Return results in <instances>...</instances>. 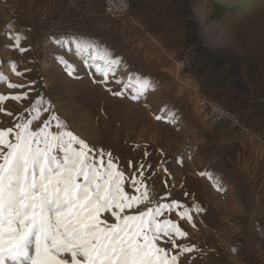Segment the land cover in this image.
<instances>
[{
  "label": "rangeland",
  "instance_id": "rangeland-1",
  "mask_svg": "<svg viewBox=\"0 0 264 264\" xmlns=\"http://www.w3.org/2000/svg\"><path fill=\"white\" fill-rule=\"evenodd\" d=\"M183 1L194 14L204 40L215 44L232 40L230 32L222 37L208 31L209 23L217 17L234 18L242 0L224 6L221 0ZM258 1L249 2L253 6ZM196 4L207 9L206 17L198 12ZM77 7L70 0H0V73L9 82L31 88L27 100L0 105L13 114L0 112V129L14 127L18 115L26 121L29 114L25 109L42 95L65 123V131L85 141L97 158L101 150L112 153L118 170L125 173L124 191L129 195L136 194L128 179L136 169L129 167V161L137 167L141 162L146 168L152 166L147 183L153 203L124 214L134 215L152 207L166 191L171 192V199L200 209L191 212L195 226L187 219L180 221L188 235L178 243L195 245V250L181 255L179 264H264V137L247 135L235 147L222 144L216 132L230 122L213 123L203 116L195 104L201 91L196 82L133 20L131 10L124 22H118L106 16L102 7L95 14ZM9 24L25 37L20 46L29 49L27 52L6 47L12 44L4 35ZM262 24L264 18L235 30L239 34L246 30L261 33ZM65 36L88 38L119 57L121 64L115 76L110 73L106 84L96 82L103 76L50 39ZM57 55L65 56L75 66L74 76L58 63ZM10 61L23 75L12 72ZM130 74L152 82V87L136 100L131 99L132 86L124 88ZM122 89V96L112 94ZM27 90L9 89L0 82V94ZM50 115L33 121L32 130L40 128ZM51 131H58L55 122ZM164 168L174 177L169 180L173 187L168 189L163 186L167 178ZM153 172L158 174L153 176ZM170 216L178 220L174 212ZM101 219L115 223L111 213H103ZM161 246L171 248L166 243ZM65 258L70 260L69 256Z\"/></svg>",
  "mask_w": 264,
  "mask_h": 264
},
{
  "label": "snow or ice",
  "instance_id": "snow-or-ice-1",
  "mask_svg": "<svg viewBox=\"0 0 264 264\" xmlns=\"http://www.w3.org/2000/svg\"><path fill=\"white\" fill-rule=\"evenodd\" d=\"M6 28L4 35L12 41L6 47L27 52L29 49L20 46L25 37L11 24ZM50 39L103 76V80L96 82L106 84L109 74L115 76L121 64L119 57H113L88 38ZM55 58L69 76H74L76 68L65 56ZM9 63L15 75H23L14 61ZM0 82L9 89L28 88L19 94H0V105L29 98L30 86L9 82L3 73ZM129 85L131 99L136 100L152 87V82L139 74H130L124 88ZM112 94L122 96L124 89ZM0 112L13 115L2 106ZM25 112L29 114L26 121L18 115L19 122L14 127L0 129V264H179L181 255L195 250V245L178 243L188 235L180 221L187 219L195 226L191 212L200 210L195 204L189 207L171 199V192L166 191L152 207L134 215L124 214L126 210L153 203L147 183L151 179L147 176L152 169L150 164L146 168L141 162L137 167L129 161V167L136 169L128 178L136 194L129 195L124 191L125 173L118 170L112 153L101 150L97 158L85 141L65 131V123L42 95ZM46 113L51 115L33 131V121H40ZM52 122L58 131H51ZM164 172L167 178L163 186L173 187L169 180L174 177L167 168ZM173 212L178 220L171 219ZM103 213H111L115 223L101 219ZM162 243L171 248L161 246Z\"/></svg>",
  "mask_w": 264,
  "mask_h": 264
},
{
  "label": "crops",
  "instance_id": "crops-1",
  "mask_svg": "<svg viewBox=\"0 0 264 264\" xmlns=\"http://www.w3.org/2000/svg\"><path fill=\"white\" fill-rule=\"evenodd\" d=\"M73 1L77 9L87 8L92 14L101 10L103 2L70 3ZM249 1L242 0L234 18L228 15L212 20L208 31L222 37L229 32L233 35L227 44H215L204 40L202 29L183 0H130L133 20L196 82L200 93L237 115V124L227 123L216 132L222 144L229 147H235L247 135L264 137V24L261 33L246 30L239 34L235 30L264 18V0L253 6ZM196 7L206 17L207 9L201 4Z\"/></svg>",
  "mask_w": 264,
  "mask_h": 264
},
{
  "label": "built area",
  "instance_id": "built-area-1",
  "mask_svg": "<svg viewBox=\"0 0 264 264\" xmlns=\"http://www.w3.org/2000/svg\"><path fill=\"white\" fill-rule=\"evenodd\" d=\"M131 10L130 0H103L102 11L110 19L124 22ZM195 104L203 116L213 123L239 122L237 115L214 98L207 97L202 93L196 94Z\"/></svg>",
  "mask_w": 264,
  "mask_h": 264
},
{
  "label": "water",
  "instance_id": "water-1",
  "mask_svg": "<svg viewBox=\"0 0 264 264\" xmlns=\"http://www.w3.org/2000/svg\"><path fill=\"white\" fill-rule=\"evenodd\" d=\"M221 2L223 3L222 6H224L225 4L227 3H232L233 1L232 0H221ZM239 4H237L236 6H238Z\"/></svg>",
  "mask_w": 264,
  "mask_h": 264
},
{
  "label": "bare ground",
  "instance_id": "bare-ground-1",
  "mask_svg": "<svg viewBox=\"0 0 264 264\" xmlns=\"http://www.w3.org/2000/svg\"><path fill=\"white\" fill-rule=\"evenodd\" d=\"M200 6V5H199ZM198 9V8H197ZM200 11H202V10H200ZM204 12V11H203ZM202 14V13H201ZM241 19V18H240ZM232 21V20H231ZM212 21H210V23H211ZM215 22V21H214ZM209 23V24H210ZM212 24H213V22H212ZM237 25V24H236ZM263 25V24H262ZM243 28V27H242ZM224 31V30H223ZM224 36V35H223ZM247 178V177H246ZM254 193V192H253ZM261 194V193H260ZM257 204V203H256Z\"/></svg>",
  "mask_w": 264,
  "mask_h": 264
}]
</instances>
